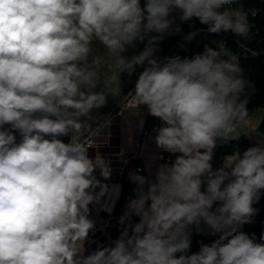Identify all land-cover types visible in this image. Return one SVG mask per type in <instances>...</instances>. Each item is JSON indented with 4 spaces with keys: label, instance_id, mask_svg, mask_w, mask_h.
<instances>
[{
    "label": "clouds",
    "instance_id": "obj_1",
    "mask_svg": "<svg viewBox=\"0 0 264 264\" xmlns=\"http://www.w3.org/2000/svg\"><path fill=\"white\" fill-rule=\"evenodd\" d=\"M237 2L0 0V264H264V232L257 241L242 231L264 194V139L212 163L218 144L238 141L255 116L241 99L238 58L223 43L191 58L156 55L181 32L177 18L248 39ZM109 97L119 115L132 100L158 118L153 140L170 157L129 174L136 187L118 237L89 252L90 206L113 211L101 203L113 162L87 148L107 123L97 113ZM193 231L219 235L190 252Z\"/></svg>",
    "mask_w": 264,
    "mask_h": 264
},
{
    "label": "trees",
    "instance_id": "obj_2",
    "mask_svg": "<svg viewBox=\"0 0 264 264\" xmlns=\"http://www.w3.org/2000/svg\"><path fill=\"white\" fill-rule=\"evenodd\" d=\"M143 2L144 0H141L142 5ZM233 7H242L249 14L248 18L252 27L248 39L245 40L231 32L218 35L209 34L206 31L207 26L200 24L196 18L185 23H181L177 18L176 24L180 25L181 32L178 34L166 35L159 45L161 51L156 55L161 59L169 56L191 58L194 54L203 52L205 46L215 49L218 48L220 43H223L228 54L233 58H238L243 79L248 82L241 99L247 98L249 100L247 107L251 113L264 104V0H238L237 4H234ZM197 29L199 30V34L191 41L185 39L189 32ZM143 47V44L137 42V47L133 51L138 53ZM253 53H255V55H253ZM140 71H142V69L138 67L137 73ZM135 79V75L131 78L127 76L124 77L123 90L125 93L133 87ZM120 109V105L114 103L112 98L109 97L108 104L100 109L97 114L109 118L117 115ZM157 123L155 117L147 118L140 139L141 143L147 134H150L153 129L157 127ZM9 127L10 126L5 125V128ZM259 131L264 135V119L261 122ZM15 135L17 142H19L21 139L20 134L16 132ZM61 139L65 143H68L70 137H61ZM250 146L249 141L244 136H241L238 141L218 144L217 148L214 150L213 167H220L225 156L232 154L234 151H240L242 153ZM137 170H139L137 174L146 175L143 160L141 158L136 159L135 166L131 172ZM135 187L136 185L131 183L128 178L123 185L121 196L114 211L115 215L123 214L124 211H122V206L129 199L134 198L133 189ZM253 207L257 210L256 215L253 217V223L244 225L242 231L249 235L254 233L257 241H259L261 233L264 232V194H262L259 202L253 204ZM121 227L122 226L118 223V226L110 228L106 241L99 246L111 245L112 241L118 237ZM218 235L219 234L213 237L211 235L197 234L193 231L190 252H198L201 243L210 244L213 239L218 238Z\"/></svg>",
    "mask_w": 264,
    "mask_h": 264
},
{
    "label": "crops",
    "instance_id": "obj_3",
    "mask_svg": "<svg viewBox=\"0 0 264 264\" xmlns=\"http://www.w3.org/2000/svg\"><path fill=\"white\" fill-rule=\"evenodd\" d=\"M148 117L145 106H140L137 110H126L122 115H114L107 119V123L93 137L94 145L88 147L90 156L103 155L110 159L112 163V177L108 181V192L102 197L101 203L113 206L111 214L105 211H96L99 206H90L93 208L91 218L95 220L96 226L94 234L89 239L95 243L86 244L88 251H93L97 246L106 241L110 228L118 226V219L121 215H115L114 211L122 193L124 183L128 180L131 170L135 166L137 158L143 160L145 173L154 170L157 162H167L170 154L161 152L156 148L155 143L149 144L150 138L155 136L152 131L140 142L144 125ZM157 119V127L161 125V121ZM141 120L143 125L141 127ZM152 152V159H149ZM158 156H162L163 160L158 161ZM152 160V161H149ZM119 186L118 194L117 188ZM99 191V189H97ZM126 202L122 206L125 211ZM138 218L134 217V220Z\"/></svg>",
    "mask_w": 264,
    "mask_h": 264
},
{
    "label": "rangeland",
    "instance_id": "obj_4",
    "mask_svg": "<svg viewBox=\"0 0 264 264\" xmlns=\"http://www.w3.org/2000/svg\"><path fill=\"white\" fill-rule=\"evenodd\" d=\"M257 109H260V112H257ZM250 114H254L249 121H247L242 127H241V136H244L249 141L250 145L253 146L257 142L264 139V135L260 133L259 127L261 125V122L264 119V104L260 107L256 108L254 111H252ZM149 144H154L153 138H150ZM150 154L149 159H152V152H148ZM152 161V160H149Z\"/></svg>",
    "mask_w": 264,
    "mask_h": 264
},
{
    "label": "built area",
    "instance_id": "obj_5",
    "mask_svg": "<svg viewBox=\"0 0 264 264\" xmlns=\"http://www.w3.org/2000/svg\"><path fill=\"white\" fill-rule=\"evenodd\" d=\"M140 108V107H139ZM138 108V109H139ZM126 110H137V108H136V106H135V104L133 103V101L132 100H129L128 101V104L125 106V108H124V111H126ZM121 113V109L118 111V115ZM124 113V112H123ZM92 145H94V141H93V138H92V140L90 141V143L87 145V148L88 147H90V146H92Z\"/></svg>",
    "mask_w": 264,
    "mask_h": 264
}]
</instances>
